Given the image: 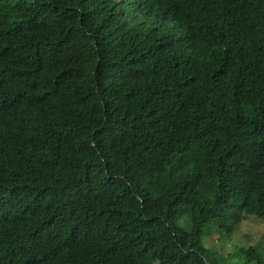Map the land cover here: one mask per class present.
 <instances>
[{"label": "trees", "instance_id": "trees-1", "mask_svg": "<svg viewBox=\"0 0 264 264\" xmlns=\"http://www.w3.org/2000/svg\"><path fill=\"white\" fill-rule=\"evenodd\" d=\"M245 216L264 0H0V264H220Z\"/></svg>", "mask_w": 264, "mask_h": 264}, {"label": "rangeland", "instance_id": "rangeland-1", "mask_svg": "<svg viewBox=\"0 0 264 264\" xmlns=\"http://www.w3.org/2000/svg\"><path fill=\"white\" fill-rule=\"evenodd\" d=\"M207 225H216L218 218L207 214L205 215ZM212 229H207L208 233H213L211 237H205L203 245L209 251L211 260H218L220 264L229 261L230 255L240 248H249L258 244H264V222L254 216H245L240 223L238 230L226 239L221 237ZM218 253V254H216ZM242 259H235L234 264H240Z\"/></svg>", "mask_w": 264, "mask_h": 264}]
</instances>
